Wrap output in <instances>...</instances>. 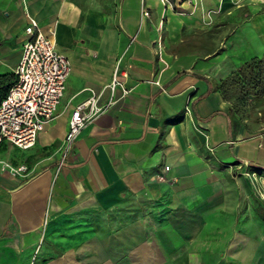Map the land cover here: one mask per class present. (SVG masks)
<instances>
[{
    "label": "crops",
    "instance_id": "obj_1",
    "mask_svg": "<svg viewBox=\"0 0 264 264\" xmlns=\"http://www.w3.org/2000/svg\"><path fill=\"white\" fill-rule=\"evenodd\" d=\"M178 1L0 0V74L19 62L28 16L71 65L34 145L0 146V264H169L215 224L205 215L218 164L247 167L264 189V120L220 83L223 67L264 56V11H238L239 23L226 22L219 41L210 30L202 47L184 38L206 11L183 13ZM115 68L127 71L123 97L109 88ZM86 100L97 110L66 150L71 113ZM11 146L23 152V175L11 170Z\"/></svg>",
    "mask_w": 264,
    "mask_h": 264
},
{
    "label": "rangeland",
    "instance_id": "obj_2",
    "mask_svg": "<svg viewBox=\"0 0 264 264\" xmlns=\"http://www.w3.org/2000/svg\"><path fill=\"white\" fill-rule=\"evenodd\" d=\"M93 1L104 2L105 5L110 2ZM183 1H187L192 8H182ZM218 1V4L204 7L203 0L177 2L178 10L183 13H191L199 7L206 11V17L201 21L203 27L185 34L187 43L196 41L203 47L212 38L210 30L217 31V41L222 40L220 35L226 24L234 26L239 23L238 11L242 10L243 15L246 9L251 8L264 11V0H234L232 6L224 7L220 4L222 0ZM212 13L215 17H211ZM60 48L73 64L71 50ZM223 68L226 73L220 83L236 89V97L247 99L250 110L264 120V56L253 58L250 66L242 71L230 65ZM9 151L14 166L26 165L22 163L24 155L20 149L11 146ZM213 170L217 172L216 207L205 216L215 219V224L202 227L199 243L185 241L184 253H175L176 257L170 259L169 264H264V189L251 180L247 167L222 162Z\"/></svg>",
    "mask_w": 264,
    "mask_h": 264
},
{
    "label": "built area",
    "instance_id": "obj_3",
    "mask_svg": "<svg viewBox=\"0 0 264 264\" xmlns=\"http://www.w3.org/2000/svg\"><path fill=\"white\" fill-rule=\"evenodd\" d=\"M142 13L148 15L147 9H142ZM24 31L21 55L13 71L14 82L0 102V146L8 142L20 149L32 147L38 133L54 120L71 70L68 57L56 48L55 42L34 17L28 16ZM126 77L127 71L120 72L115 68L109 84L112 92L120 89L121 97L129 92ZM89 102L86 100L77 105L71 113L64 139L66 150L87 117L97 110L92 104L88 106ZM85 107L89 109L84 114ZM168 169L169 166H165V170ZM11 170L23 175L28 167L19 165ZM158 180L166 179L164 175H158Z\"/></svg>",
    "mask_w": 264,
    "mask_h": 264
},
{
    "label": "trees",
    "instance_id": "obj_4",
    "mask_svg": "<svg viewBox=\"0 0 264 264\" xmlns=\"http://www.w3.org/2000/svg\"><path fill=\"white\" fill-rule=\"evenodd\" d=\"M253 62V60L244 63L239 67V70L242 71L245 67L250 66V64ZM14 82V74L13 73H5V74H0V102L1 100L6 96L10 86ZM251 168V167H250ZM254 170H261L260 168L257 167H252Z\"/></svg>",
    "mask_w": 264,
    "mask_h": 264
}]
</instances>
